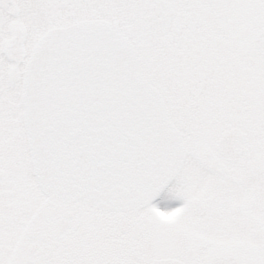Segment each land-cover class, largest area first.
<instances>
[{
	"label": "flooded vegetation",
	"instance_id": "obj_1",
	"mask_svg": "<svg viewBox=\"0 0 264 264\" xmlns=\"http://www.w3.org/2000/svg\"><path fill=\"white\" fill-rule=\"evenodd\" d=\"M95 2L89 17V0H49L52 26L103 19L105 0ZM129 2L128 17L110 20L160 84L187 143L214 145L191 149L162 199L142 210L108 214L42 197L20 97L41 0H0V185H10L0 188V221L17 226L16 239L3 234L0 264H264V0ZM222 138L241 140L244 157L220 154Z\"/></svg>",
	"mask_w": 264,
	"mask_h": 264
},
{
	"label": "water",
	"instance_id": "obj_2",
	"mask_svg": "<svg viewBox=\"0 0 264 264\" xmlns=\"http://www.w3.org/2000/svg\"><path fill=\"white\" fill-rule=\"evenodd\" d=\"M25 127L37 180L51 197L106 211L154 202L187 155L136 52L102 21L54 29L28 63ZM222 141V151L237 142Z\"/></svg>",
	"mask_w": 264,
	"mask_h": 264
},
{
	"label": "rangeland",
	"instance_id": "obj_3",
	"mask_svg": "<svg viewBox=\"0 0 264 264\" xmlns=\"http://www.w3.org/2000/svg\"><path fill=\"white\" fill-rule=\"evenodd\" d=\"M90 2L94 3L93 5L89 6V11L88 14L89 16L95 12V9L97 8V4L95 0H89ZM49 0H41V8H40V13H41V29L39 32L42 33V31H46L48 27L53 24L52 19L50 17L51 11L49 12ZM131 3L129 0H105V5H104V17L108 19H115L117 21L120 20L121 17V11L124 14V17H128L129 11H131ZM76 11L74 10L72 13H69L70 20L73 21V19H76L77 14H75ZM131 15V14H130ZM130 18V16H129ZM126 24L129 25L128 20H126ZM191 149L192 150H201L203 146L208 147V146H213L211 144V141L208 139H201L198 142H190ZM27 151V148H26ZM4 227H6V224L2 221H0V246H2V240L5 236H13V239H16L17 234H16V225L12 226V224L9 225L8 230H4ZM18 232V231H17ZM16 236V237H15ZM217 239H221L220 236L216 237ZM8 257H10V253L8 252Z\"/></svg>",
	"mask_w": 264,
	"mask_h": 264
}]
</instances>
